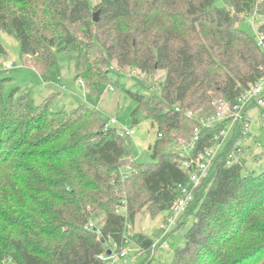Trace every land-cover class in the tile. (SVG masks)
Instances as JSON below:
<instances>
[{
  "label": "trees",
  "instance_id": "trees-1",
  "mask_svg": "<svg viewBox=\"0 0 264 264\" xmlns=\"http://www.w3.org/2000/svg\"><path fill=\"white\" fill-rule=\"evenodd\" d=\"M217 1L0 0V29L36 70L53 64V50L75 53L76 79L90 92L110 80V61L119 71H164L158 95L129 91L132 124L157 127L153 163L136 162L130 136L105 128L94 109L53 110L18 88L4 97L0 85V264H104L98 255L127 238L150 248L152 238L128 228L147 204L157 215L179 196L188 174L164 148L192 134L184 112L208 110L210 92L234 101L264 66L254 35L237 25L256 0ZM237 137L169 232L192 218L171 264H264V170L243 174L245 158L226 165ZM122 199L125 214L116 212ZM90 216L103 223L100 237L86 227Z\"/></svg>",
  "mask_w": 264,
  "mask_h": 264
},
{
  "label": "rangeland",
  "instance_id": "rangeland-1",
  "mask_svg": "<svg viewBox=\"0 0 264 264\" xmlns=\"http://www.w3.org/2000/svg\"><path fill=\"white\" fill-rule=\"evenodd\" d=\"M90 1L92 5L99 2V0ZM222 4V0L217 1V5ZM96 12L98 9L93 10V15ZM260 23L261 21L257 18L255 24L258 26ZM237 25L252 36L254 35L252 24L249 21L242 20ZM0 43L4 48V51L0 52V79L5 78L0 85L4 97L9 96L13 89L18 88L17 96L29 92L35 104L49 99L53 110L70 112L83 104L94 109L104 121L115 118L117 123L111 127L118 130L125 127L133 128L134 134L130 136V152L136 162H156V159L152 157L151 148L157 139V127L152 126L151 121L146 119H141L138 124H132L131 112L136 103L129 91L158 95L164 78L163 70H157L152 74L142 73L134 68L119 71L116 64L110 61L108 66L110 80L106 83H98L97 90L90 92L76 79L77 55L75 53L53 50V64L46 70L39 71L26 65L20 54L19 42L1 29ZM5 63H10L12 67L4 69ZM110 87L113 89L111 90ZM251 115L256 117L255 112ZM228 140H230L229 137ZM243 148L246 163L242 173H259L264 170V129L258 122H252L251 134L243 143ZM164 151L176 153L180 151V147L173 142L167 145ZM122 172L127 174L129 169L125 167ZM167 214L168 211L165 210L156 215L152 213L150 204H147L135 216L134 223L128 228L130 234L142 232L153 240L159 236L162 237L155 257L149 264H171L177 249L185 244V233L192 223V218L187 219L184 224L168 235H164L161 224ZM130 248L131 251L126 257L128 264H146L148 253L143 251L137 254L138 248L134 243L130 244ZM111 264L126 263L120 259Z\"/></svg>",
  "mask_w": 264,
  "mask_h": 264
},
{
  "label": "built area",
  "instance_id": "built-area-1",
  "mask_svg": "<svg viewBox=\"0 0 264 264\" xmlns=\"http://www.w3.org/2000/svg\"><path fill=\"white\" fill-rule=\"evenodd\" d=\"M259 2L261 0H256L250 14L240 13L238 17L252 24L256 43L264 52V34L259 31V25L255 24L257 18L261 23L264 19V16L258 11ZM11 67L10 63L4 64V69H10ZM260 70L259 77L253 83H250L234 101H229L222 94H212L210 92L208 110L201 106L196 110L188 109L184 112L187 118L196 122V125L190 136L179 138L174 144L180 147V151L177 153L181 156V167L188 175L183 182L178 183L179 196L173 201L167 216L164 217L161 224L164 235H168L176 226L177 221L193 200L195 191L213 172L218 157L226 151L231 140L238 136L236 143L226 156L225 163L229 166L236 163L241 164L242 159H244L243 143L247 141V137L251 134L252 122H258L260 127L264 129V66H260ZM79 83L82 84L81 81ZM110 89L112 90L113 87H110ZM176 110L179 109L176 108ZM253 112L256 113L255 118L251 115ZM116 123L117 120L111 118L105 124V128ZM205 131H213V133L205 138L203 136ZM121 133L131 136L134 134V130L125 127L121 129ZM158 136L160 137L161 134L158 133ZM228 137L230 140H228ZM125 206V199H122L120 205L116 208V212L125 214ZM102 225L101 221L90 216L86 227L95 230L97 236L100 237ZM161 239L162 237L159 236L153 240L148 250H143L137 245V254L143 251L148 253L146 264L154 259ZM125 242L126 244L119 249L114 243L108 244L107 249L99 254L98 258L104 264L116 263L120 259L128 264L126 257L131 251L130 244H135V242L128 238ZM108 250L110 251L109 254L107 253Z\"/></svg>",
  "mask_w": 264,
  "mask_h": 264
},
{
  "label": "water",
  "instance_id": "water-1",
  "mask_svg": "<svg viewBox=\"0 0 264 264\" xmlns=\"http://www.w3.org/2000/svg\"><path fill=\"white\" fill-rule=\"evenodd\" d=\"M98 12L94 13L93 17H94V20L96 21L98 19ZM108 254L110 253V251L108 250L107 252Z\"/></svg>",
  "mask_w": 264,
  "mask_h": 264
},
{
  "label": "crops",
  "instance_id": "crops-1",
  "mask_svg": "<svg viewBox=\"0 0 264 264\" xmlns=\"http://www.w3.org/2000/svg\"><path fill=\"white\" fill-rule=\"evenodd\" d=\"M115 63V62H114ZM164 72V71H163Z\"/></svg>",
  "mask_w": 264,
  "mask_h": 264
}]
</instances>
